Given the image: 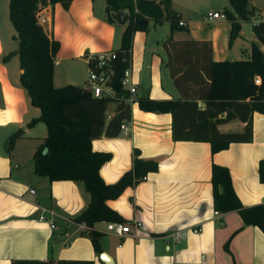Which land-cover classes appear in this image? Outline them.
Instances as JSON below:
<instances>
[{"label":"crops","instance_id":"crops-1","mask_svg":"<svg viewBox=\"0 0 264 264\" xmlns=\"http://www.w3.org/2000/svg\"><path fill=\"white\" fill-rule=\"evenodd\" d=\"M95 3L70 0L66 7L60 2L40 7L44 18L41 26L58 41L54 85H59L56 79L60 77V81L73 84L71 66L76 62L86 65V53L118 47L125 23L115 27L114 22H107L104 0L99 14ZM7 4L8 0H0V264H103L87 235L88 227L73 218L88 200L82 184L72 179L48 180L33 171L32 152L45 129L41 134L40 121L26 125L39 110L30 104L19 83L17 55L1 59L16 48L14 31H8ZM248 5L258 9L251 22L264 19V2L248 0ZM169 7L178 12L185 26L172 30L173 38L208 39L214 60L248 57L250 41L256 38L251 28L249 32L243 29V21L228 44L230 25L222 10L208 9L220 11L222 16L207 20L190 17L171 0ZM4 29L7 33L3 35ZM163 39L155 43L161 45ZM142 44L136 63L130 47L134 96L178 97L161 61L164 49L155 57L152 46H145V40ZM115 104L108 102L106 119L113 114ZM127 104L129 118L122 120L124 128L116 135L101 134L91 139L92 149L110 153L99 174L106 183L115 181L131 166L133 149H138L139 156L155 160L157 166L124 187L118 196L106 199V204L129 222L130 232L116 235L107 231L105 220L94 222L92 229L100 233V251L109 254L113 264H264V233L256 225L244 224L235 209L213 213L210 183V164L224 165L241 204L264 205V182L257 173V162L264 157V113L252 112L249 141H233L211 153L207 141L172 139L169 112L141 110L136 101ZM242 126L243 122L234 118L217 128L241 130ZM18 128L22 133L6 149L7 137ZM134 219L141 222L136 230ZM181 227L186 228L185 235L172 239L170 233ZM193 227L198 231H191Z\"/></svg>","mask_w":264,"mask_h":264},{"label":"trees","instance_id":"trees-1","mask_svg":"<svg viewBox=\"0 0 264 264\" xmlns=\"http://www.w3.org/2000/svg\"><path fill=\"white\" fill-rule=\"evenodd\" d=\"M60 2L66 7L70 0H8L7 16L14 30L16 48L1 57L17 55L21 69L18 80L38 114L27 123L41 121L45 135L32 152L33 171L48 180L72 179L82 184L88 195L85 206L73 216L83 222L94 251L100 252L99 232L92 229L96 221H123L106 199L120 194L124 187L142 179L156 169V161L139 156L133 149L131 166L119 177L106 183L99 174L100 165L110 157L108 151L91 148L90 142L101 134L116 135L122 120L129 118V106L122 100L93 96L86 87L72 83L54 85L52 71L58 49L55 40L37 21L40 7ZM223 8L229 22L228 44L237 36L242 21L251 22L255 11L248 0H227ZM122 12V14H121ZM103 16L107 22L125 23L112 61L113 87L119 91V78L129 65L132 34L139 29L140 17L152 23L169 21L170 33L161 41V60L176 87V98L136 97L138 108L145 111L169 112L170 136L174 140L207 141L210 152L226 148L233 141L251 139L252 112L264 113V19L251 22L256 40L250 41L249 55L242 59L214 60L208 39L173 38L171 31L185 26L178 24V12L169 7V0H104ZM147 22L144 27L145 30ZM262 46L263 48H261ZM254 77L259 82H254ZM125 93L124 90H122ZM108 102H116L113 114L106 119ZM243 122L241 130L220 131L217 125L231 119ZM22 133L16 129L5 147ZM258 179L264 182V157L257 162ZM212 205L217 211L235 209L244 224L258 226L264 233V205H242L236 196L226 166L210 164ZM91 227V228H90Z\"/></svg>","mask_w":264,"mask_h":264},{"label":"built area","instance_id":"built-area-1","mask_svg":"<svg viewBox=\"0 0 264 264\" xmlns=\"http://www.w3.org/2000/svg\"><path fill=\"white\" fill-rule=\"evenodd\" d=\"M222 16L220 11L209 10L203 15L204 19L210 20L216 17ZM37 21L39 23L44 21V18L40 16L39 11L37 13ZM178 24L183 25L184 21L178 19ZM116 56L114 49L102 50L94 53H86L84 59L86 61V88L92 93L93 96H106L122 100L125 103H132L136 100L134 96L136 91V83L131 78L130 66L124 68L121 77L119 78L120 88L119 91L113 87L112 74L113 66L112 61ZM254 82L258 83L259 78L254 77ZM125 91V93L122 92ZM120 128H124V124L120 123ZM217 210L213 213L217 214ZM52 225V224H51ZM107 231L116 235H123L124 233L130 232L129 222L124 221H106ZM141 226V222L138 220L133 221V227L135 230ZM186 228L181 227L170 233V236L174 240H179L185 235ZM191 231H198L197 227H193ZM132 234H135L133 231Z\"/></svg>","mask_w":264,"mask_h":264},{"label":"rangeland","instance_id":"rangeland-1","mask_svg":"<svg viewBox=\"0 0 264 264\" xmlns=\"http://www.w3.org/2000/svg\"><path fill=\"white\" fill-rule=\"evenodd\" d=\"M102 1L103 0L101 1L95 0L96 2L95 11L97 12V14H99V10H102L101 9ZM171 1L175 6L183 7L188 12L189 16L193 18H201L208 9L223 10L224 7H229L227 0H171ZM255 1L258 4H262V5L264 2V0H255ZM113 22L115 23L113 24L115 27H119L121 26L120 24H124V23L118 22L117 20ZM6 23H9V22H6ZM211 23H212V20H211ZM208 24L210 23H206V25ZM8 25H9L8 31L13 32L14 30L11 24H8ZM243 29L247 30L248 32L250 31L249 21H243ZM1 31L3 35L7 33L5 29ZM168 31H169V21L166 19H162L160 22H156L154 24H152V20L149 19L148 26L146 27L145 30H142L140 28L135 29L134 32L137 34L134 33L135 35H133L132 44H131V49H134L135 63L138 61L140 50L143 45L142 44L143 40L146 41L145 46H148V47L152 46V49L154 50L153 54L155 55V57H157L158 51L163 53L160 43L156 44L155 40L165 38L166 35L164 34H166ZM141 34H142V37H141ZM130 56H131V53H130ZM56 67H57V70L58 69L60 70L61 64L58 65L57 63ZM60 75H62V73ZM70 76L73 80H75L74 83L76 85L86 87L87 86V83H86L87 73H86L85 63L84 62L83 63H79V62L73 63L70 69ZM60 80H62L61 77L59 79H56L57 84L59 85L65 84L64 83L65 81H60ZM106 112H107V108H105V111H104L105 115H106ZM39 123L41 127V134H43L44 129H45L44 123L41 121Z\"/></svg>","mask_w":264,"mask_h":264},{"label":"water","instance_id":"water-1","mask_svg":"<svg viewBox=\"0 0 264 264\" xmlns=\"http://www.w3.org/2000/svg\"><path fill=\"white\" fill-rule=\"evenodd\" d=\"M121 14H122V12H121ZM146 21L147 20L144 17L138 18V20H137L138 26L140 28L144 27V25L146 24ZM98 257L103 264H113L111 256L109 254H107L105 251H100L98 253Z\"/></svg>","mask_w":264,"mask_h":264}]
</instances>
